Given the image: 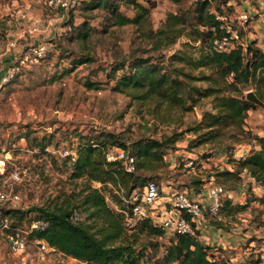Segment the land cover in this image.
Masks as SVG:
<instances>
[{
	"label": "trees",
	"instance_id": "1",
	"mask_svg": "<svg viewBox=\"0 0 264 264\" xmlns=\"http://www.w3.org/2000/svg\"><path fill=\"white\" fill-rule=\"evenodd\" d=\"M228 1L191 0L186 7L168 12L159 27L147 32L148 37L158 45L156 48L166 49L187 35L189 40L183 43L184 47L167 58L164 55L158 59L148 55L123 58L105 74L108 81H113V90L138 100H154L189 111L199 99L209 98L211 109L204 110L201 119L183 131L161 138L141 136L130 143L113 131L94 129L90 135H80L73 129L83 141L74 157L63 158V165H69L68 188L62 187L49 201L26 210L1 207L2 218L8 223L7 233L42 220L45 228L33 229L28 238L44 239L51 250L85 264H264L262 254L253 248L249 249L250 257L234 263L223 247L203 243L195 221L183 211L181 214L194 227V234H167L149 211L133 220V207L140 201L144 186L159 176V169L167 167V151L175 148L185 132L196 135V139L189 140L187 148L210 143L225 149L230 168L211 174L216 184L231 191L241 186L248 176L264 190V135L245 128L249 110L257 107L246 99V92L251 89L264 101V51L255 40L248 41L245 50L239 46L226 51L213 49L211 40L221 31L220 20L215 15L235 13ZM80 3L84 11L95 8L105 11V27L127 24L141 27L148 21L155 4L153 0ZM121 6L133 9L134 15L124 14ZM73 28L76 29L73 37L83 42L94 31L88 20ZM92 60L91 55L85 54L72 63L78 66ZM194 70L198 73L193 74ZM25 136L30 140L28 131ZM225 137L231 143L246 139L253 143L246 152L235 156L233 145L222 142ZM47 144L35 141L31 146L39 147V152L44 154ZM110 147L119 148L126 157L133 158V169H127L123 158L108 160L106 154ZM222 196L215 214L203 210L216 229L229 231L232 223L242 224L247 218L244 214L249 215L250 223L264 225V193L256 195L250 191L242 203ZM253 202L260 203L261 207H254Z\"/></svg>",
	"mask_w": 264,
	"mask_h": 264
},
{
	"label": "rangeland",
	"instance_id": "2",
	"mask_svg": "<svg viewBox=\"0 0 264 264\" xmlns=\"http://www.w3.org/2000/svg\"><path fill=\"white\" fill-rule=\"evenodd\" d=\"M153 1L155 4L150 9L148 21L141 27L132 24L105 27V11L98 8L84 11L80 2L68 9L56 11L47 7L46 0L29 1L30 10L38 11H30V25H37L35 30L30 28L31 33L42 35L39 42L46 44L47 52L39 62L23 64L19 73L10 81L2 83L0 89V155L5 157V173L0 176V191L9 196L18 195L15 201L0 202V208L12 206L26 210L34 205L40 206L57 195L62 187L68 188L69 165H63V158L75 156L77 146L83 141L76 136L77 133L90 135L94 129L108 130L119 134L127 143L141 136L161 138L194 125L201 119L204 110L211 109L209 98L199 99L189 111L154 100L145 102L113 90V81L107 80L106 72L123 58L139 55L155 59L164 55L167 58L189 40L187 35H182L174 45L166 49L156 48L158 45L148 37L147 32L159 27L168 12L186 7L191 0ZM143 3L147 6L146 2ZM121 10L126 15H134L130 7L121 6ZM44 18L51 20V24L45 25L42 22ZM84 20H88L94 28L86 42L73 37L76 30L73 27ZM32 45L34 43L24 47ZM85 54L91 55L93 60L73 66L72 60ZM17 57H20V53ZM192 73L197 74L198 71ZM200 83L205 85V82H197V85ZM245 128L264 135V107L257 105L249 110ZM73 129H77L76 134L72 132ZM27 131L30 140L25 136ZM195 137L191 132H185L175 143V148L167 151V167L159 169V176L151 180L156 182L162 196L186 192L190 197L197 198V194L206 191L211 177L214 182L211 174L222 164L219 160L221 156H224L226 163L227 153L218 144L206 143L187 148L189 140ZM35 141L48 142L46 153L42 154L39 147L31 146ZM222 142L233 145L235 156L246 152L253 143L249 139L231 143L229 137H225ZM190 159L195 164L193 169L184 165ZM16 174L20 176L19 180H15ZM248 181L244 180L238 187L243 189L234 194L236 199H241L242 191L245 200L250 191L256 195L264 193L262 188ZM94 185L99 186L98 183ZM252 205L261 207L258 202ZM144 206L155 221L169 214L166 210L172 209L163 198L150 208ZM171 212L174 213V210ZM202 217L195 222L201 223ZM243 217L247 218L242 220V224L232 223L229 231L209 230L202 226L199 238L207 245L223 247L234 263L250 257V248L260 252L264 259V225L250 223L248 214ZM137 218L135 216L133 220ZM1 220L0 231L3 235L0 238V264H85L53 250L40 252L32 243L23 252H10L7 236L12 232H6L8 223L4 218ZM29 224H25L22 229H26Z\"/></svg>",
	"mask_w": 264,
	"mask_h": 264
},
{
	"label": "built area",
	"instance_id": "3",
	"mask_svg": "<svg viewBox=\"0 0 264 264\" xmlns=\"http://www.w3.org/2000/svg\"><path fill=\"white\" fill-rule=\"evenodd\" d=\"M84 0H46L47 7L51 10H63L68 9L74 3H79ZM77 3V4H78ZM259 19L264 29V7L259 11ZM218 20H220V33L214 36L211 40L213 49L216 51H226L231 47L239 46L242 50H245L248 41L242 32L234 27L233 19L234 16L241 22L248 21L251 17L250 14L236 13L234 14H216ZM49 20V19H48ZM51 24V21L47 25ZM35 30V28H34ZM47 52L46 44L42 42L34 43L31 47H23L20 51V57H16L14 61L8 65L5 75L1 79V83H6L13 79L18 73L23 64L27 62H39L45 57ZM244 153V152H243ZM106 157L108 160L115 158H123L126 160L127 169H133V158L126 157L125 153L116 147L108 148ZM188 168H194L195 164L192 159L187 161L185 164ZM5 173V157L0 155V176ZM20 176L16 174L15 180H19ZM206 193L209 196V202H201L200 200L190 197L186 192H172L165 195L160 194V189L156 182L149 181L143 188L140 201L134 204L133 214L137 217H143L148 212L144 209V205L150 208L158 199L163 198L165 202H168L172 206L174 213L169 212L164 216L159 217L157 223L166 231L167 234L174 233H189L194 234V227L190 221L181 214L183 211L185 214L190 216L192 221H196L198 218L203 216V210H208L209 213L215 214L221 203V196L226 194L227 191L223 186L218 185L212 181L209 182ZM133 198H137L134 196ZM18 199V195L14 194L9 196L3 191H0V202L7 200L15 201ZM150 213V212H149ZM196 223V222H195ZM4 226L6 222L4 221ZM46 224L42 220L32 221L26 229H16L10 235L7 236L9 242V249L12 253H18L25 251L27 245L32 243L37 246L40 252H46L51 250L50 246L44 239L33 238L29 239L28 235L33 229L43 230Z\"/></svg>",
	"mask_w": 264,
	"mask_h": 264
},
{
	"label": "crops",
	"instance_id": "4",
	"mask_svg": "<svg viewBox=\"0 0 264 264\" xmlns=\"http://www.w3.org/2000/svg\"><path fill=\"white\" fill-rule=\"evenodd\" d=\"M30 0H0V89L2 86L1 79L5 75L8 65L17 57L21 49L28 45L29 43H37L41 38L40 33H31L30 28H36L37 25H30ZM231 4L234 15L236 13L246 12L251 15L250 19L245 22L239 21L235 16L233 22L235 26L242 32L247 41L255 40L256 45H258L264 51V29L261 25L259 19V11L264 7V0H229ZM33 9L34 6H31ZM38 13V11H31ZM37 17L39 15L37 14ZM51 20L43 19L42 22L47 25ZM41 23V27H42ZM222 164L217 167V170L223 168H230L227 163H225L224 156H221L219 159ZM191 172V171H190ZM194 173V172H193ZM201 176V174H200ZM245 181L249 180V184L253 183L252 179L248 176L245 177ZM254 184V183H253ZM170 186V185H169ZM260 188L259 186H256ZM243 188H238L235 191H228L227 196L230 197L235 202H244V192L242 191L241 199H236L234 194L238 190ZM207 190V189H206ZM196 199L204 200L205 203L209 202V196L206 194V191L203 190L202 194H197ZM195 198V197H194ZM207 199V200H206ZM172 209L166 210V213L171 212ZM2 216L0 213V222L2 223ZM197 228L208 227L209 230H214L208 219L203 215L202 222L196 223ZM216 229V228H215ZM220 231V229H216ZM223 231V230H221ZM224 233V232H221ZM3 233L0 231V238ZM6 238V237H5ZM25 264V263H24Z\"/></svg>",
	"mask_w": 264,
	"mask_h": 264
},
{
	"label": "water",
	"instance_id": "5",
	"mask_svg": "<svg viewBox=\"0 0 264 264\" xmlns=\"http://www.w3.org/2000/svg\"><path fill=\"white\" fill-rule=\"evenodd\" d=\"M245 97L248 101L253 102L261 107H264V102L260 100L253 91H247Z\"/></svg>",
	"mask_w": 264,
	"mask_h": 264
}]
</instances>
